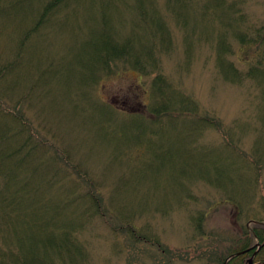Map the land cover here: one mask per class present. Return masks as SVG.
<instances>
[{
    "label": "rangeland",
    "instance_id": "rangeland-1",
    "mask_svg": "<svg viewBox=\"0 0 264 264\" xmlns=\"http://www.w3.org/2000/svg\"><path fill=\"white\" fill-rule=\"evenodd\" d=\"M49 1L0 0V69L16 66L0 88V103L26 118L48 156L69 171L65 176L78 196L94 190L101 214L84 222L77 203L58 211L27 209L1 228L0 248H43L38 242L48 235H59L60 241L63 237L50 223L55 218L70 226L84 251L61 258L54 254L49 264H65L64 259L218 264L227 259L238 238L264 221V93L256 82L238 86L219 74L218 38L225 33L231 50L225 58L248 69L240 63V57L246 61L248 56L239 54L234 31L225 28L231 19L227 9L202 17L198 10L206 0L185 9L177 2L189 23L184 28L168 12L166 0H141L147 8L156 4L169 29L170 48L157 49V63L145 71L125 58L98 71L94 48L104 34L150 48L137 0H71L39 23ZM238 8V18H245L242 30L264 25V0H244ZM157 75L172 85L175 102L184 95L195 100L197 116L204 119L176 110L153 116ZM63 181L62 188L28 194L47 202L48 194L53 199L69 195ZM122 225L132 229L120 230ZM146 239L157 241L158 248ZM41 248L35 260L48 264ZM254 262H260L258 257Z\"/></svg>",
    "mask_w": 264,
    "mask_h": 264
},
{
    "label": "trees",
    "instance_id": "trees-1",
    "mask_svg": "<svg viewBox=\"0 0 264 264\" xmlns=\"http://www.w3.org/2000/svg\"><path fill=\"white\" fill-rule=\"evenodd\" d=\"M70 1H49L39 16L41 18H39V23L46 22L57 10L67 8ZM195 1L198 0H166L165 2L168 12L176 18L177 23L181 22L180 25L187 28L189 23L182 10H177V2H181L183 4L182 8L185 9L189 5L191 7ZM243 2L244 0H238L233 4H227L226 0H206V3L198 11L201 12L202 17H206L210 13L216 17L214 12L217 11L215 10L227 9L231 19L225 25V28L234 31V37H236L240 46L239 54L248 56L246 61L244 59L243 61L240 57V63L248 66V69L242 70L234 62L227 61V58H225L231 51L230 47L226 45L225 33L218 38L217 69L219 74L225 81L238 86L249 80L256 82L264 93V25L241 29L245 18L243 16L238 18L236 14L240 15V10L239 8L238 11L235 10L236 5L239 7ZM136 3L139 20L146 26V39L150 48H146L145 42L144 44H137L129 38L117 41L116 39L118 38H111V34H104L99 38V43L94 48L98 71L107 68L110 62L122 58L127 59L133 67L145 71L147 66L157 63L155 54L157 49L164 51L170 48L169 29L165 19L158 16L156 4L152 8H147L141 0H137ZM1 13L2 9L0 8V19ZM150 13L153 14L151 17L149 16ZM25 38H28V36ZM186 41L187 39L185 43ZM15 67L14 63L1 67L0 88L5 83H8L9 78L15 74ZM173 90L172 85L162 75H157L153 79V104L151 106L153 115L162 116L161 114L178 110L187 114L195 113V116L198 117L197 114L200 110L198 103L186 95L182 96V99L178 100V102H175L171 97ZM1 98L4 99L3 97ZM1 106L0 103V231L9 221V218L18 215V213H24L30 208H37L40 211L47 207L58 211V208L62 206L77 203L81 206L83 221H89L93 217L100 216V198L94 194V190L87 192L85 196H78L77 187L71 185L65 176L69 171L62 168L56 158L48 156V151H46L41 141L36 140L32 127L26 118L14 112V110ZM206 123H209L211 127H217L216 122L212 119H206ZM35 160L41 163L33 165ZM72 167L79 171L77 165ZM63 177L71 189L69 195H56L55 199H53L48 194L46 196L49 198V202H47L46 197H36L28 194L30 191H43L46 188L49 190L62 188L66 185L62 184L64 182ZM20 215L22 216V214ZM40 217L43 218L42 216ZM202 220L203 216L198 217V224ZM50 223L59 230L58 233L63 237L60 241L57 240L59 235L57 237L48 235L38 242L43 248L38 246L35 249L30 248L28 250L23 246L15 248L13 244L11 246L3 244L6 248H0V264H38L35 260V254L40 248L44 249L48 264L54 254L61 258L63 253H66L67 256L80 254L84 251L83 245L80 242L81 245H79L77 240H75V233L70 226L65 227L64 224H61L55 218H52ZM79 226L83 227V224H79ZM131 229L130 225H122L120 230L130 232ZM201 230V226L197 228V231ZM256 242L262 245L258 259L264 262V221H256L242 237L238 238L235 244L236 249L231 252V255L237 253H242V255L234 257L227 264H245V260L247 256L252 254V248ZM144 243L158 248L157 241L146 239ZM225 261L226 259L219 260L218 264H224ZM63 262L65 264H80L76 260L67 263L64 259Z\"/></svg>",
    "mask_w": 264,
    "mask_h": 264
},
{
    "label": "water",
    "instance_id": "water-1",
    "mask_svg": "<svg viewBox=\"0 0 264 264\" xmlns=\"http://www.w3.org/2000/svg\"><path fill=\"white\" fill-rule=\"evenodd\" d=\"M254 258H255V255L250 259V260H248V264H254ZM231 258H229L228 260H227V262L230 260Z\"/></svg>",
    "mask_w": 264,
    "mask_h": 264
}]
</instances>
